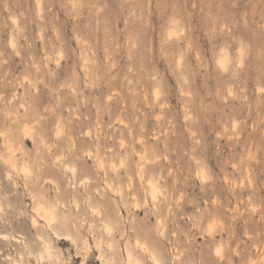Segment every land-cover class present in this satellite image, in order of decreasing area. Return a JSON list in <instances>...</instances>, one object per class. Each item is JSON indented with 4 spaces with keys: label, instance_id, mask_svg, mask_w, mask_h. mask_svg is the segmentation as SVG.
Returning a JSON list of instances; mask_svg holds the SVG:
<instances>
[{
    "label": "rangeland",
    "instance_id": "374dc122",
    "mask_svg": "<svg viewBox=\"0 0 264 264\" xmlns=\"http://www.w3.org/2000/svg\"><path fill=\"white\" fill-rule=\"evenodd\" d=\"M0 203V264H264V0H0Z\"/></svg>",
    "mask_w": 264,
    "mask_h": 264
},
{
    "label": "bare ground",
    "instance_id": "6f19581e",
    "mask_svg": "<svg viewBox=\"0 0 264 264\" xmlns=\"http://www.w3.org/2000/svg\"><path fill=\"white\" fill-rule=\"evenodd\" d=\"M14 43V40H12V44ZM220 62H222V64H224V63H226V58H223V59H221V61ZM32 130V129H31ZM30 131V130H29ZM31 132V131H30ZM24 133H25V131H24ZM29 135V134H28ZM13 148V147H12ZM12 148L10 147V150H12ZM13 151V150H12ZM11 151V152H12ZM12 154H13V152H12ZM15 155V154H14ZM11 165V164H10ZM14 166V165H13ZM12 168H14V167H12ZM15 168H16V166H15ZM68 168V167H67ZM22 169H24L25 171H26V174H27V171H28V167L27 166H23V168ZM150 188H151V196L153 195V197L155 196V193H156V188H157V186L155 185V183H153V182H151L150 181ZM120 191V190H119ZM34 195V194H33ZM33 195H32V198H33ZM34 198H35V196H34ZM155 198V197H154ZM35 204H34V208H33V210H35V215L32 217V222H33V224L34 225H38V223H39V219H38V217H40V218H43L44 219V221L47 223V224H49V225H52L54 222H56L57 220H59V218H58V216H57V214H56V212H55V210L54 209H52L50 206H48L45 202H44V200L43 199H41V198H36L35 199ZM1 204V203H0ZM94 209V208H93ZM60 222H61V224L62 225H65V226H68V221H67V219H63V220H60ZM49 227V226H48ZM112 228V226L110 225V223L109 224H107V229H111ZM45 229V228H44ZM49 229H51V228H49ZM52 230V229H51ZM56 234V233H55ZM67 234V233H66ZM70 234V233H69ZM68 234V235H69ZM6 235V234H5ZM40 236V235H39ZM42 239H43V244H44V248H45V253L46 254H48L49 256H50V253H52V249H51V246H50V242L47 240V238L46 237H44V236H42ZM137 243L138 244H141L142 245V247H146V245L144 244V243H142V242H139L138 240H137ZM136 243V244H137ZM30 252V251H29ZM126 255H125V260H126V263L127 264H139L140 263V258L138 257V256H136L135 255V253H134V251H133V249H132V246L131 245H128L127 247H126ZM218 252H219V250H218ZM42 253H43V251H42ZM41 254V253H40ZM40 254H39V258L42 260L43 258H42V255H41V257H40ZM43 255H44V253H43ZM47 255V256H48ZM152 255H153V258H154V260H155V262H157V264H162V262H161V260H160V258H159V256L155 253V252H152ZM22 256V255H21ZM29 256V255H28ZM21 263H23V262H21ZM24 264V263H23Z\"/></svg>",
    "mask_w": 264,
    "mask_h": 264
}]
</instances>
